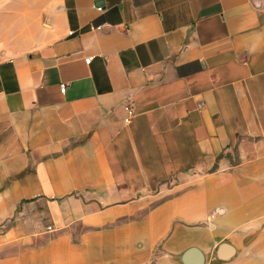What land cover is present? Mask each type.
<instances>
[{
  "label": "crops",
  "instance_id": "obj_1",
  "mask_svg": "<svg viewBox=\"0 0 264 264\" xmlns=\"http://www.w3.org/2000/svg\"><path fill=\"white\" fill-rule=\"evenodd\" d=\"M192 247L264 264V0H0V264Z\"/></svg>",
  "mask_w": 264,
  "mask_h": 264
},
{
  "label": "water",
  "instance_id": "obj_2",
  "mask_svg": "<svg viewBox=\"0 0 264 264\" xmlns=\"http://www.w3.org/2000/svg\"><path fill=\"white\" fill-rule=\"evenodd\" d=\"M202 260V254L194 247L189 248L182 254V261L185 264H201Z\"/></svg>",
  "mask_w": 264,
  "mask_h": 264
},
{
  "label": "built area",
  "instance_id": "obj_3",
  "mask_svg": "<svg viewBox=\"0 0 264 264\" xmlns=\"http://www.w3.org/2000/svg\"><path fill=\"white\" fill-rule=\"evenodd\" d=\"M100 27H101V26H96L95 29L99 30V29H101ZM89 60H90V58H86V59H84V61H85L86 63H88ZM65 88H66V86H65L64 83L60 84V91H61V92H64V91H65ZM128 114L130 115V111H128ZM125 120H127V118H126Z\"/></svg>",
  "mask_w": 264,
  "mask_h": 264
}]
</instances>
